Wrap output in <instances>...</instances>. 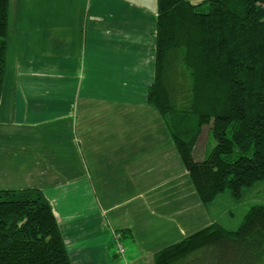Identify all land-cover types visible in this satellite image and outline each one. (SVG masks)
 I'll return each mask as SVG.
<instances>
[{"label":"crops","instance_id":"crops-1","mask_svg":"<svg viewBox=\"0 0 264 264\" xmlns=\"http://www.w3.org/2000/svg\"><path fill=\"white\" fill-rule=\"evenodd\" d=\"M25 6L20 41L23 52L29 45L33 53H23L11 72L6 68L0 189L44 192L73 264H105L89 244L94 208L106 226L148 237L157 245L154 255L221 224L212 211L226 194L211 203L200 199L147 99L155 79L157 0H39L38 7L29 0ZM39 7L50 23L33 26Z\"/></svg>","mask_w":264,"mask_h":264},{"label":"trees","instance_id":"trees-1","mask_svg":"<svg viewBox=\"0 0 264 264\" xmlns=\"http://www.w3.org/2000/svg\"><path fill=\"white\" fill-rule=\"evenodd\" d=\"M11 0H0V103ZM157 0L155 79L148 102L204 203L241 199L264 180V0ZM206 138L215 145L200 144ZM155 264H264V205L236 230L208 225L157 251ZM0 264H73L40 188L0 189Z\"/></svg>","mask_w":264,"mask_h":264},{"label":"rangeland","instance_id":"rangeland-1","mask_svg":"<svg viewBox=\"0 0 264 264\" xmlns=\"http://www.w3.org/2000/svg\"><path fill=\"white\" fill-rule=\"evenodd\" d=\"M28 1L29 0L10 1L9 34L11 30L14 31L13 36L11 35L9 38L8 34L7 37L8 72H11L12 68H16V61L18 62L19 60H22L24 58L23 53H25L26 55H30L33 53L29 45L25 46L28 51L23 52V44L21 42L22 36L20 34L21 27H26L27 25L26 18L24 19V21H22L21 9L22 6H25V4L28 5ZM58 1H60L61 3H69L73 0ZM75 1L76 0H74V2ZM198 1L199 0L195 2ZM78 2L81 5L82 0H78ZM38 4L39 0H30L31 7H38ZM62 12H64V9L62 10ZM33 20V26H44L50 23L48 17H44V11L40 7L38 10H35L33 12ZM14 37L17 38V42L14 41ZM204 130L205 131L202 135L203 137L200 144H202L205 148L206 146H209V148H211L215 145V140L212 136L210 139L206 138L207 133L210 130V126H205ZM154 134H159L158 129L155 132L151 133V135ZM168 135L170 136L169 133ZM162 136L163 134H160V137ZM223 194L226 195L217 197L218 199L213 205L212 213L217 217L218 221L221 223V225H223V227L229 230H236L238 227H240L245 218V215L253 205H264V180L258 181L257 183H255V185L248 188L241 199L234 198L230 191H226ZM94 197L99 204L102 203L103 205H105V196L98 195ZM93 215L95 219L93 224L94 233L90 236V239L92 240L89 242V244L97 247L100 259L104 260L105 264H155V255L152 250L157 245L150 243L148 237L138 238L133 235L127 228H120L116 226L113 227L109 223L106 226L105 215H103L102 219H100L98 210L96 208H94L93 210ZM96 232L99 233L97 234ZM119 244H123L126 251L125 255L119 252Z\"/></svg>","mask_w":264,"mask_h":264},{"label":"built area","instance_id":"built-area-1","mask_svg":"<svg viewBox=\"0 0 264 264\" xmlns=\"http://www.w3.org/2000/svg\"><path fill=\"white\" fill-rule=\"evenodd\" d=\"M119 252L125 255L126 251H125L123 244H119Z\"/></svg>","mask_w":264,"mask_h":264},{"label":"bare ground","instance_id":"bare-ground-1","mask_svg":"<svg viewBox=\"0 0 264 264\" xmlns=\"http://www.w3.org/2000/svg\"><path fill=\"white\" fill-rule=\"evenodd\" d=\"M127 250V249H126Z\"/></svg>","mask_w":264,"mask_h":264}]
</instances>
